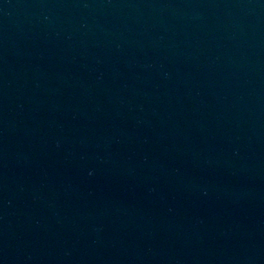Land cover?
Listing matches in <instances>:
<instances>
[{
  "label": "water",
  "instance_id": "obj_1",
  "mask_svg": "<svg viewBox=\"0 0 264 264\" xmlns=\"http://www.w3.org/2000/svg\"><path fill=\"white\" fill-rule=\"evenodd\" d=\"M0 264H264V0H0Z\"/></svg>",
  "mask_w": 264,
  "mask_h": 264
}]
</instances>
